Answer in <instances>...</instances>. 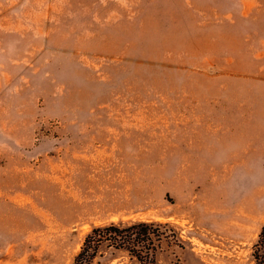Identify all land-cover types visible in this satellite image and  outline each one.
<instances>
[{
  "label": "rangeland",
  "instance_id": "obj_1",
  "mask_svg": "<svg viewBox=\"0 0 264 264\" xmlns=\"http://www.w3.org/2000/svg\"><path fill=\"white\" fill-rule=\"evenodd\" d=\"M263 99L264 0H0V264L135 221L167 225L156 264H255L264 158L178 133L219 104L261 126Z\"/></svg>",
  "mask_w": 264,
  "mask_h": 264
},
{
  "label": "trees",
  "instance_id": "obj_2",
  "mask_svg": "<svg viewBox=\"0 0 264 264\" xmlns=\"http://www.w3.org/2000/svg\"><path fill=\"white\" fill-rule=\"evenodd\" d=\"M166 226L149 221L94 226L72 264H92L103 245L128 251L140 264H156L157 249L162 238L167 236ZM253 256L255 264H264V225L254 244Z\"/></svg>",
  "mask_w": 264,
  "mask_h": 264
},
{
  "label": "crops",
  "instance_id": "obj_3",
  "mask_svg": "<svg viewBox=\"0 0 264 264\" xmlns=\"http://www.w3.org/2000/svg\"><path fill=\"white\" fill-rule=\"evenodd\" d=\"M213 107L216 108L214 111L226 114L217 115L213 120H187L184 125L185 130L178 133L185 140L183 144L180 143L184 147L185 153L192 145L190 142L192 133H207L211 136V142L219 140L222 144L223 142L226 144L231 136H234L232 138H235L236 146L227 151V154L230 153L232 157H239L243 160L247 158L250 160L253 156L264 158V99L262 100L261 126L252 125L251 108L247 109L244 105L219 104ZM216 134L217 137H215ZM212 143L205 145V148L210 149L211 152L215 151L214 143ZM226 148V145H223L219 151L226 150Z\"/></svg>",
  "mask_w": 264,
  "mask_h": 264
}]
</instances>
